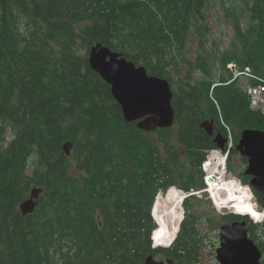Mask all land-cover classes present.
Masks as SVG:
<instances>
[{"label": "trees", "instance_id": "1", "mask_svg": "<svg viewBox=\"0 0 264 264\" xmlns=\"http://www.w3.org/2000/svg\"><path fill=\"white\" fill-rule=\"evenodd\" d=\"M210 7L211 0H0V264H144L163 252L199 264L190 202L204 191L202 165L217 150L201 125L213 122L224 138L228 128L235 145L244 130L264 132V115L249 107L238 81L211 90L217 70L219 82L231 77L230 63L264 78V0H244V30L229 7L233 37L221 54L209 38ZM96 44L169 82L171 128L145 132L124 121L89 67ZM238 156L230 151L227 171ZM249 179L239 173L242 186ZM34 188L43 189L39 205L24 217L19 207ZM171 188L191 194L188 215L172 245L155 249L152 209ZM234 220L247 223L264 253V224L223 216L224 224Z\"/></svg>", "mask_w": 264, "mask_h": 264}, {"label": "water", "instance_id": "2", "mask_svg": "<svg viewBox=\"0 0 264 264\" xmlns=\"http://www.w3.org/2000/svg\"><path fill=\"white\" fill-rule=\"evenodd\" d=\"M88 63L91 70L110 87L111 96L120 106L125 122L133 123L145 132L167 129L174 125L173 93L167 80L150 76L144 67H137L121 53L113 52L102 44L91 47ZM201 127L211 138L214 137L217 149L224 151L226 139L220 133L214 134L213 122H203ZM72 148L70 142L62 146L66 156L71 155ZM233 150L246 160L247 167L243 175L250 178L248 187L264 204V132L242 131ZM42 192V188L31 190L28 199L19 207L22 216L34 213ZM184 194L185 198L191 196L188 193ZM152 218L157 224L153 215ZM250 221L259 224L251 219ZM218 237L219 247L215 251L217 264H262V252L249 237L245 221L221 225ZM172 243L163 247H170ZM144 264L177 263L171 259L157 261L149 255Z\"/></svg>", "mask_w": 264, "mask_h": 264}, {"label": "rangeland", "instance_id": "3", "mask_svg": "<svg viewBox=\"0 0 264 264\" xmlns=\"http://www.w3.org/2000/svg\"><path fill=\"white\" fill-rule=\"evenodd\" d=\"M230 6L233 7L241 17L242 30L246 28V22L249 19V12L244 10V0H226L225 3L222 0H211V7L206 12V17H207V24L209 27V34H210L209 38L212 42L215 43V46H212V48L215 49L216 47V54L223 53L229 47L232 37H233L232 21L229 17L230 16L229 15ZM188 52H189L190 57L193 59L195 56V52H196V41L194 40V38H191L190 42L188 43ZM221 74H222V71L217 70L215 73V79L216 80L219 79ZM212 153L210 154L208 153L207 156L210 157ZM239 158L241 157L238 156L229 162L227 178L234 179L235 181L240 182V180H238L239 173L241 171L243 173L246 170L247 162L246 160L245 162L241 161ZM241 159H244V158H241ZM208 160L209 159H207V161ZM207 161H206V164H207ZM226 168H227V165H226ZM240 184L242 185L241 182ZM243 187L246 190H249L248 186L243 185ZM168 191L162 195L165 196L168 193ZM193 196H195V199H193L190 202L191 209H193L192 210L193 215L195 216L193 221L195 222L196 228L197 230H199L200 232L199 234L201 235L200 246L198 250V255H199L198 263L199 264H217L215 251L219 247L218 234H219L220 224L222 225L224 224L223 216H248V215L238 214L233 209L217 208L213 204V201L209 198L208 194H193ZM156 200H155V203H156ZM253 201H254L253 208L257 212H259L261 215H263L262 213H264V209L258 204V202H256L257 200L255 199L254 196H253ZM182 210H184V208H182ZM186 215H188V213L186 214V211L184 210V212H182V218H183V219L181 218L182 222L186 218ZM248 217L250 218V216ZM181 221H180V225L182 224ZM255 223H259L258 225H262L264 224V220L257 221ZM180 225H179V228H180ZM179 228H178V231H179ZM159 229L160 228L157 224L156 232L158 231V234L153 235V241L151 240L152 248L167 249L169 247H163V246L170 245L173 242V240H175L178 231L175 234V236L171 239L172 240L171 242V240H167L163 234L159 236L160 235ZM257 238L264 241V233L262 232V229L257 231ZM155 239L158 241L157 244H155V241H156ZM164 253L165 252L158 254L155 257V259L157 261H166L168 258L166 254ZM262 258L264 259L263 252H262Z\"/></svg>", "mask_w": 264, "mask_h": 264}, {"label": "bare ground", "instance_id": "4", "mask_svg": "<svg viewBox=\"0 0 264 264\" xmlns=\"http://www.w3.org/2000/svg\"><path fill=\"white\" fill-rule=\"evenodd\" d=\"M207 159L205 169L209 175L206 192L213 204L219 209H233L238 214L248 215L254 222L263 221L264 213L261 215L253 208L251 189L246 190L239 181L227 178L225 157L213 152ZM185 199L183 192L171 188L165 196L159 194L154 203L152 215L160 228V236L163 234L167 240H171L178 231Z\"/></svg>", "mask_w": 264, "mask_h": 264}, {"label": "built area", "instance_id": "5", "mask_svg": "<svg viewBox=\"0 0 264 264\" xmlns=\"http://www.w3.org/2000/svg\"><path fill=\"white\" fill-rule=\"evenodd\" d=\"M226 68L229 74L231 75V77L225 83L219 82L220 81L219 79L215 80V83L213 84L211 90L214 87L227 85L230 84L231 82L238 81L240 83L242 91L246 94L248 98L249 107L252 110L260 111L261 114L264 115V78L257 76L249 68L241 69L234 63L228 64ZM225 139H226V144L224 147V151L217 149L210 151L209 154L214 151L220 152V154L224 155L225 160H227L230 151L235 147L231 133L228 128H227V136L225 137ZM205 163L206 161L202 165V171L204 173L203 182L205 185V189L204 191L199 192L197 194H208L206 190L208 187L207 180L209 174L205 171V167H204Z\"/></svg>", "mask_w": 264, "mask_h": 264}, {"label": "flooded vegetation", "instance_id": "6", "mask_svg": "<svg viewBox=\"0 0 264 264\" xmlns=\"http://www.w3.org/2000/svg\"><path fill=\"white\" fill-rule=\"evenodd\" d=\"M245 160V159H244ZM254 195V194H253ZM238 220H234V221H231V222H229V223H227V224H232V223H234V222H237ZM240 221H243V220H240ZM223 225H225V224H223Z\"/></svg>", "mask_w": 264, "mask_h": 264}]
</instances>
